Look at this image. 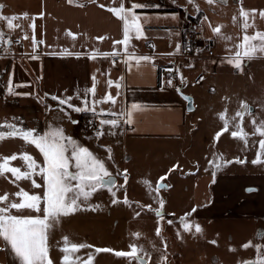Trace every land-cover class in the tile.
<instances>
[{"label": "crops", "instance_id": "crops-1", "mask_svg": "<svg viewBox=\"0 0 264 264\" xmlns=\"http://www.w3.org/2000/svg\"><path fill=\"white\" fill-rule=\"evenodd\" d=\"M122 3L125 8L143 5L134 9L140 31L130 30L126 46L114 44L123 40L124 22L108 10L119 8ZM0 6V17H15L11 28L7 20L0 19L3 34L0 42H7L0 50V124L7 121L26 130L35 129L40 135L62 128L66 136L86 142L100 129L101 119L115 118L93 115L97 125L86 128L84 118L92 116L82 114L93 112H76L52 99L53 96H70L74 105L82 106L84 90L92 88L95 76L96 99L110 93L115 100V103L98 104L97 113L103 109L119 115L117 126L104 125L102 136L111 138L116 134L132 142L145 138H178L182 127L186 126L187 115L197 111L196 95H193L194 109L189 111L184 97L191 94L186 93V84L170 80L160 72V66L181 64L183 78L186 77L188 83L187 70L205 69L209 73L224 66L233 72H242L264 62L259 39L249 41L257 47L251 56H244V49L239 47L245 34L251 37L257 32L264 33V16L261 15L264 0H237L230 6V9L236 7L234 12L222 5L187 12L182 0H0ZM241 10L248 16H242ZM200 12L201 31L211 43L215 56L203 53L185 66L183 29L190 16ZM245 23L248 24L246 30ZM217 26H221L220 33L213 31ZM65 50L71 54H66ZM114 52L116 54L112 55ZM237 52L241 53V68L234 63L228 65V60H233ZM93 53H96L95 59L90 58ZM142 57L148 59H140ZM202 70L198 72L203 73ZM109 80L113 81L112 85L108 84ZM88 99L91 102V94ZM133 105L139 107L133 108ZM23 153L30 154L38 164L43 161L35 145L20 137L0 140V158ZM9 166L27 171V162L19 156L10 161ZM34 179L42 183L39 175ZM13 181L15 177L11 173L0 174V195L8 193L10 199L18 202L20 198L12 194L21 188L30 194L42 193L41 188L32 187L30 180ZM210 210L215 217L264 219V170L220 174L213 184ZM12 211L17 214L16 210ZM22 214L42 216L29 209L22 210ZM1 257H5L2 264H21L2 237Z\"/></svg>", "mask_w": 264, "mask_h": 264}, {"label": "rangeland", "instance_id": "rangeland-1", "mask_svg": "<svg viewBox=\"0 0 264 264\" xmlns=\"http://www.w3.org/2000/svg\"><path fill=\"white\" fill-rule=\"evenodd\" d=\"M182 1L187 12L211 10L221 5L234 12L236 7L230 9V6L237 0ZM204 53L215 56L207 50ZM198 58L188 57L183 63L190 65ZM174 66L178 77L168 78L179 84L184 82L186 93L192 98L195 94L197 104V111L187 115L181 136L135 142L116 134L111 138L91 134L86 142L75 139L104 160L116 180L112 191L102 187L87 199L81 196L75 212L50 222L46 235L52 264H64L65 255L69 256L70 264H85L89 256L91 264H243L257 259L256 246H264V219L215 217L210 205L213 184L220 174L264 170V155L260 157L261 162L253 163L260 152L259 141L264 139L253 125V120L256 125L264 120V62L242 72H233L224 66L209 73L205 69H199L203 73L187 70L188 83L186 77L181 80L182 65ZM242 103L250 109L242 120L247 143L231 135L238 130L236 125L241 124L236 113L242 111ZM222 113L224 119H221ZM225 119L228 130L217 139ZM87 120L84 118L86 128L95 127L87 125ZM109 147L112 159H108L106 148ZM158 184L165 186L157 189ZM125 198L128 203H124ZM157 211L162 212V217L156 215ZM185 223L191 228L186 230ZM196 225L200 226V232L196 231ZM249 242L251 246L244 247ZM71 244L91 247L63 251ZM133 246L135 255H116L117 252L131 253ZM96 249L111 251L97 252ZM261 252L264 253V247ZM4 259L0 258V264Z\"/></svg>", "mask_w": 264, "mask_h": 264}, {"label": "snow or ice", "instance_id": "snow-or-ice-1", "mask_svg": "<svg viewBox=\"0 0 264 264\" xmlns=\"http://www.w3.org/2000/svg\"><path fill=\"white\" fill-rule=\"evenodd\" d=\"M71 2V0H69ZM191 2V0H190ZM211 3L212 0H209ZM2 7V6H0ZM103 7V5H101ZM138 7H143V5L133 4L131 8H125L123 3L119 8H109L108 10L113 12L119 19L124 22L123 28V40L114 41L115 45L124 44L127 45L129 40V32L131 29L135 28L137 32L140 31V26L137 23V17L135 15L134 9ZM241 15L247 17L248 13L241 10ZM264 16V13H261ZM0 19H5L8 21V26L11 28L12 20L15 17H0ZM244 29L246 30L248 24H244ZM221 26H217L213 29L215 33H220ZM69 35H75L68 33ZM3 34L0 33V36ZM98 39H103V37H98ZM259 39L261 42L260 51H264V33L257 32L254 36L249 37L245 34L243 38V43L239 46L244 49V56H251L257 51V47L254 44H250V40ZM179 48V45L177 46ZM66 54L67 50H65ZM116 53H112L115 55ZM102 55H109L108 53H103ZM91 59L96 58V53L90 56ZM140 59H148L147 57H142ZM234 63L235 67L241 68V53L237 52L233 60L229 61ZM202 79V77H201ZM183 81V77H181ZM113 81L109 80L108 84L112 85ZM171 83V81H169ZM117 87L119 85L117 84ZM12 89L9 88V91ZM177 91H180L177 89ZM85 95L81 98L82 106H76L72 103L73 97L66 96L65 98H59L53 96L52 99L56 100L60 105H66L73 111H91L94 115L100 116H112L113 119H101L100 129L96 132V136L100 137L103 133L104 125H110L112 127L117 126L119 121V115L114 112H105L100 109L97 113V105L103 104L105 102L115 103L114 98L108 93L105 97L101 99H96V80L93 76V86L90 89L84 90ZM91 94L92 100L89 102L88 95ZM77 97L79 98V91H77ZM188 99V97H184ZM139 105H133V108H138ZM242 111L237 112L236 116L241 118V124L236 125L237 131H233L231 135L234 138H240L245 140L247 143V134L243 132L242 120L246 112L250 109L244 103L241 104ZM221 119H224V114H221ZM130 121V113H129ZM75 123V121H73ZM253 125L255 126V131L260 136L264 137V120L256 125L255 120H253ZM0 129H8L7 132L0 131V140L5 138H16L20 137L24 141L35 145L39 152L43 156L42 163L38 164L34 157L28 153L23 154H13L11 157L0 158V174L11 173L15 177V181L20 180H30L33 188H41V194H30L21 188L18 192L12 194L15 197L20 198L19 201L15 199H10V195L5 193L0 195V237L3 238L6 245L10 246L11 251L19 258L21 264H52L47 247V229L50 226V222L58 221L61 216L69 215L75 212L79 208V199L83 196L87 199L92 192H95L98 188L108 187L109 191H112V185L115 184V180L112 174L108 171L105 166L104 160L98 158L94 155L87 147L81 146L72 137L66 136L62 128H55L46 131L43 135L37 134L35 129H23L15 124L7 123L0 124ZM228 130V121L225 119L224 128L221 132L216 134V138L222 134L223 131ZM260 152L257 154V160L253 163L261 162L260 157L264 155V139L259 141ZM108 159H112L111 152L112 149L106 148ZM19 158L27 162V171H22L19 167L9 166V162ZM75 169L73 171L72 169ZM39 175L41 177V184H38L34 177ZM124 179L127 181V170H124ZM164 178L162 177L161 180ZM13 181V182H15ZM148 184L147 181H145ZM164 184H158L157 189L164 187ZM252 189H250L251 191ZM115 196V192H112ZM43 201V207H41V202ZM113 200V203H116ZM124 203H128L125 198ZM163 201H161V206ZM29 209L33 212L42 213L41 215H25L22 214V210ZM12 210H16L17 214H13ZM195 211V209H193ZM157 216L162 217V212L157 211ZM185 218H181L183 223ZM171 223V222H170ZM184 228L186 230L191 228V225L185 223ZM196 231L200 232V226H195ZM159 232V229L157 230ZM67 241V237L64 238ZM251 246V242L244 245V247ZM91 247L85 244H71L70 248L66 247L63 249L65 252H75L80 248ZM257 259L253 261H247L245 264H264V253L261 252V248L264 246L257 245ZM97 252L100 251H111L110 249H96ZM136 248L132 247L131 253L117 252L118 256L125 255H135ZM92 257L89 256L85 264H91ZM139 259V257H137ZM64 264H70L69 256L65 255L63 257Z\"/></svg>", "mask_w": 264, "mask_h": 264}, {"label": "built area", "instance_id": "built-area-1", "mask_svg": "<svg viewBox=\"0 0 264 264\" xmlns=\"http://www.w3.org/2000/svg\"><path fill=\"white\" fill-rule=\"evenodd\" d=\"M184 41H183V56L188 57H198L203 55L207 50L212 52L209 40L201 31L200 19L192 20L189 19L183 29ZM42 44L41 41L38 42V46ZM7 45L6 41L0 42V50L4 49ZM213 53V52H212ZM163 75L173 77L174 79L178 77V71L176 67L173 66H163L161 71ZM87 125L96 126L97 120L95 118H89L87 120Z\"/></svg>", "mask_w": 264, "mask_h": 264}, {"label": "water", "instance_id": "water-1", "mask_svg": "<svg viewBox=\"0 0 264 264\" xmlns=\"http://www.w3.org/2000/svg\"><path fill=\"white\" fill-rule=\"evenodd\" d=\"M186 97H188L187 99V109L189 111H192L194 109V100L192 98L191 95H187ZM114 180H116V177L115 176H112ZM142 262H145V260L143 258H140ZM245 264V263H243Z\"/></svg>", "mask_w": 264, "mask_h": 264}, {"label": "trees", "instance_id": "trees-1", "mask_svg": "<svg viewBox=\"0 0 264 264\" xmlns=\"http://www.w3.org/2000/svg\"><path fill=\"white\" fill-rule=\"evenodd\" d=\"M200 15H201V12L198 13L197 16H190V19H192V20H198V19L200 18ZM209 43H210V42H209ZM210 44H211V43H210ZM162 67H163V66H160V70L162 69ZM93 115H94L93 113H88V112L82 114L83 117H90V116H93Z\"/></svg>", "mask_w": 264, "mask_h": 264}]
</instances>
